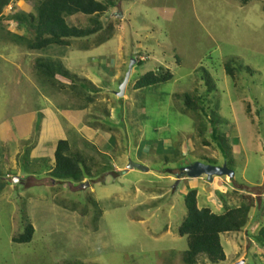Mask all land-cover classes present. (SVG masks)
I'll return each instance as SVG.
<instances>
[{"label": "rangeland", "instance_id": "1", "mask_svg": "<svg viewBox=\"0 0 264 264\" xmlns=\"http://www.w3.org/2000/svg\"><path fill=\"white\" fill-rule=\"evenodd\" d=\"M112 1L98 33L40 51L19 43L31 33L11 19L34 15L39 0H10L0 13V264H185L178 227L191 189L197 208L217 215L252 201L247 226L220 234L217 264H264L255 241L264 227V0ZM92 18L67 22L93 28ZM38 59L58 62L69 78H45ZM159 67L172 78L134 88ZM185 93L200 97L204 112L184 110ZM47 109L87 162L82 183L49 176L50 146L39 148L48 159L30 157L43 144L35 147ZM195 162L226 165L234 177L181 174ZM28 224L31 241L14 243ZM195 264L212 263L200 255Z\"/></svg>", "mask_w": 264, "mask_h": 264}, {"label": "trees", "instance_id": "2", "mask_svg": "<svg viewBox=\"0 0 264 264\" xmlns=\"http://www.w3.org/2000/svg\"><path fill=\"white\" fill-rule=\"evenodd\" d=\"M10 0H0V13L9 4ZM246 4L248 0H238ZM115 7V1L107 0H39L35 7V14L15 13L11 19L17 23L19 28H24L31 33V37L19 36V43H23L27 49L40 51L50 46H68L71 40L88 38L101 30L99 16L108 9ZM76 15L93 16L91 22L93 28H77L68 24L67 18ZM97 16V17H95ZM58 62H45L38 59L36 69L47 79H54L57 75L69 78V74L61 66H54ZM225 69L232 75L233 68L230 62L225 64ZM172 78L168 69L159 67L158 70L149 71L141 75L135 82L134 88L141 89L164 83ZM206 84L210 82L205 73ZM184 110L193 113L204 112L200 97L185 93L183 96ZM218 128L212 123L211 138L219 148L224 157H228L229 145ZM207 145L208 142H204ZM26 154L27 151H26ZM55 166L49 172V176L55 181L72 180L81 183L85 177L90 176V169L85 159L74 151H71L68 142L59 140L54 151ZM210 161V160H209ZM80 164L84 170L80 168ZM242 202L239 207L227 209L223 214L211 213L208 208L198 209L196 205V191L191 189L184 197L186 216L178 227V234L186 237L187 250L183 253L185 264H195L196 257L202 255L212 264L225 260V253L220 243V234L227 232H240L249 220V212L253 207L252 201ZM33 227L28 224L23 233L14 238V243H28L33 236ZM255 241L264 248V227H262Z\"/></svg>", "mask_w": 264, "mask_h": 264}, {"label": "water", "instance_id": "3", "mask_svg": "<svg viewBox=\"0 0 264 264\" xmlns=\"http://www.w3.org/2000/svg\"><path fill=\"white\" fill-rule=\"evenodd\" d=\"M130 73V66L129 71L126 73L125 78L121 85L119 86V91L117 95L119 97H122L124 94V90L126 87V84L128 82V77ZM127 168H136L141 171H146L145 168H143L140 165L130 164ZM181 174H186L190 178H198L200 176H206V178L211 181V179L214 176H228L229 178H232L234 176V172L230 169H228L226 166H215V165H209L204 164L202 162H195L188 167H184L181 169ZM18 179L14 178L13 182L16 183ZM236 264H243L242 262L236 263Z\"/></svg>", "mask_w": 264, "mask_h": 264}, {"label": "crops", "instance_id": "4", "mask_svg": "<svg viewBox=\"0 0 264 264\" xmlns=\"http://www.w3.org/2000/svg\"><path fill=\"white\" fill-rule=\"evenodd\" d=\"M46 111H49L52 115H51V119H53V116H55V114H53V111L51 109H47ZM51 119H46L44 117H42V120H41V127H43L41 129V132H40V136H39V140H38V144L35 145V147L37 148V146L40 144V143H43V144H40L38 146V149H36V153L32 156H30L32 159H48L46 158V156L42 155V151L43 149H41L40 147L42 145H45V146H50V155H49V163H50V167L48 169V172L51 171L52 167H53V164L51 163L50 160H52V158H54V151H55V144H57V142L60 140V139H65L66 138V134L62 128V125H60V121L56 118L55 116V119L51 120ZM32 120V119H31ZM30 120V121H31ZM52 121L51 124H49V121ZM56 123V124H55ZM55 124V125H54ZM59 134L58 138L55 139V135L54 134ZM0 134L4 137L5 136V131L1 130ZM54 144V149H51V146H53ZM41 150H40V149ZM34 149V148H33ZM16 153V152H15ZM17 156V155H16Z\"/></svg>", "mask_w": 264, "mask_h": 264}, {"label": "clouds", "instance_id": "5", "mask_svg": "<svg viewBox=\"0 0 264 264\" xmlns=\"http://www.w3.org/2000/svg\"><path fill=\"white\" fill-rule=\"evenodd\" d=\"M203 163V162H202ZM204 164H209V165H214V164H211V163H204ZM216 166V165H215ZM223 166H226V165H223ZM227 167V166H226ZM53 168V167H52ZM49 173V172H48ZM226 176V175H225ZM188 177V176H187ZM201 177V176H200ZM206 177V176H205ZM214 177H216V176H214ZM228 177V176H227ZM234 177V176H233ZM232 177V178H233ZM190 178V177H189ZM199 178V177H198ZM231 178V179H232ZM10 179V181H13V180H11V178H9ZM82 183V182H81ZM249 221V220H248ZM247 226V225H246ZM227 233H229V232H227Z\"/></svg>", "mask_w": 264, "mask_h": 264}]
</instances>
